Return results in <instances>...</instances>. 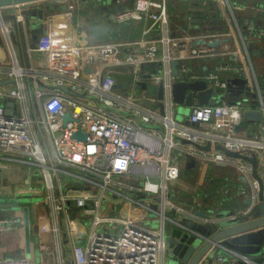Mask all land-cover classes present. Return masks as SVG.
Returning <instances> with one entry per match:
<instances>
[{"label":"built area","instance_id":"1","mask_svg":"<svg viewBox=\"0 0 264 264\" xmlns=\"http://www.w3.org/2000/svg\"><path fill=\"white\" fill-rule=\"evenodd\" d=\"M167 1L134 0L133 5L112 14L115 22L142 21V36L138 39L78 44L63 41L60 35L50 36V47L55 49V54L71 52L75 64L74 72L70 73L73 83L69 85L74 90L96 95L105 106L133 116L112 111L94 99L40 88L35 77L49 83L51 71L42 73L33 67H22L14 60L0 65V75L15 79L14 87L0 90V169L20 165L31 170L44 204L42 218L37 212L38 222L40 218L43 220L37 226L36 235L46 234L49 246L41 254L54 264H162L168 224L195 234L202 241H211L203 256L204 264H264V250L259 255H250L231 245L230 240L237 233L210 239L215 231L250 221L259 203L258 184L251 176L250 163L213 148L215 144H222L247 154L253 151L260 162L264 160V77L260 78L252 65L235 14V9L243 7L218 0L226 5L229 14L224 28L204 19L192 23V29L197 32H191V27L186 26L182 33L172 35ZM198 1L205 6L209 0ZM0 24L4 26L1 15ZM4 30L6 34L7 28ZM257 32L264 35V30ZM232 36L238 37L240 47L233 48L231 40L224 41ZM213 40H218V44L211 45ZM237 52L246 57L241 64L227 60L217 64L202 61L230 57ZM197 59L201 61L195 65ZM172 60L178 64L176 73L172 72ZM86 61L94 72L83 71ZM156 64L160 69H152ZM145 65L151 67L142 72ZM116 67H128L133 82L143 79L141 73H149L146 79L150 84L163 88L164 113L159 111L156 93L113 94L116 78L112 70ZM31 76L33 83H25ZM236 77L245 78L253 89L256 108L224 98L229 94L227 84ZM194 80H204L212 92L208 102L201 104L198 92L191 91L192 104L187 115L191 125L188 126L172 116L176 113L172 83ZM54 83L64 82L60 78ZM233 87L237 89L234 83ZM8 99L15 104L13 115L5 113ZM135 99H144L146 106L143 107L142 101L136 108L132 107ZM248 108L260 110L261 119L244 122L243 111ZM65 112L72 119L64 123ZM145 123L160 124L163 129L147 127ZM243 123L256 126L253 134L250 133L253 126L244 127ZM237 125H240L239 131L235 129ZM79 127L86 133L85 140L72 137ZM173 134L200 144L210 141L212 148L201 150L182 144ZM181 155L194 156L202 163L226 164L247 176L248 185L240 187L235 194L231 185L223 186L226 196L237 198L236 207H231L221 218H215V213L222 208V200L218 203L220 206L206 209L213 212L202 221L216 226L209 235L183 223L184 217L195 219L197 216L186 204L172 198L170 185L179 177ZM27 189L31 190L29 186ZM248 194L251 202L245 204ZM112 199L122 201L116 206V213H100V208ZM20 221L22 215L0 217V229L11 228ZM212 248L215 251L208 256ZM0 264L33 263L9 259Z\"/></svg>","mask_w":264,"mask_h":264},{"label":"crops","instance_id":"2","mask_svg":"<svg viewBox=\"0 0 264 264\" xmlns=\"http://www.w3.org/2000/svg\"><path fill=\"white\" fill-rule=\"evenodd\" d=\"M127 1L128 0H118V2L115 4H107L106 2L102 1V3H104L103 6L105 8L99 9L97 6V0H87V3H84V0H58L56 5L44 8V13L46 15L45 21L50 24V30L48 34H50V36L55 34L60 35L61 40L78 44H97L102 42H109L112 40L129 41L133 39H138L142 36V21L129 20L124 22H115L112 20V14L116 10L120 9L122 6H125L123 5V3ZM228 1L230 3L232 2V4L240 5L241 7H243L239 10L242 13V17L247 19L245 23H241V19H239L240 16H238L236 12L238 9H235V14L240 27L248 31L251 35L250 40H252L253 42L251 41L252 45L251 47H248V52L252 61V65L254 67L252 57H255L257 61H260V53H262L264 50V35L259 34L257 32L260 29L264 30V0ZM40 2H42V0L36 3ZM36 3L28 2L29 5ZM65 4L66 7H68V10L60 11L57 8L63 7ZM70 4H73L72 8L69 7ZM22 5L23 4L21 3H17L14 5V7L16 8V19L14 21L12 19H7V22L3 21L4 26L0 24V65L8 64L12 62V60H14L22 67H33L42 73L51 71L49 83H54L60 78H62V81L64 83H73V78L70 73L74 72L75 62L71 60L72 58L70 51H62L60 53L54 54L53 57H50L46 60V55L29 49V44H27V46L22 45L23 33L20 30V27H23L22 24L28 21L26 16L21 14ZM167 9L169 15V27L171 26V33H177V27L179 28L181 25L182 26L180 28L185 29L186 26L194 25L192 24L193 22L197 24L204 21V19L209 20L211 22H215L214 25H216L217 27L224 28L227 25V21L229 20V14L226 5L224 6L218 0H209L207 2V5L205 6H202L198 0H168ZM198 10L205 11V18H201L200 16L196 15L198 14ZM74 15L76 16L75 21H73L72 19ZM4 27L7 28L6 34L3 33L5 31ZM230 40L231 42L229 43L231 44V46L233 48L237 47V42L239 43L238 37L234 38V36H232L231 39H229L228 41ZM245 58L246 57L242 53L237 52L235 53V55H232L230 57H225L221 59H202V61L210 64H215L214 62L217 60H227L241 64L245 61ZM47 61H55V63L51 66L52 68L47 67L48 65L44 68L42 67L43 64H45V62ZM200 61L201 59H197L195 61V65H197ZM91 66L94 65L92 64ZM154 67L157 70L160 69L159 65L157 64L152 65V69ZM127 69L128 67L113 68L112 74L116 78V84L113 89V94L135 93L134 95L136 96H139L142 93L143 95L147 94L146 89L148 88V84H150L149 80L146 82L147 86L142 87L139 83L140 81H132ZM142 69V72H145L150 68H147L145 65ZM122 70H125V72H123ZM60 71H63V73L60 74ZM256 73L259 76L257 71ZM7 79L9 78L4 75H0V81ZM25 83L32 84L33 81L29 77L28 81ZM236 85L237 89L233 87V90L231 89V91H227V93L229 94H225L224 98L228 100L229 98L232 100L235 99L243 102L245 106L247 105V107L256 108L257 101L253 89L249 88L246 83L244 84L243 89H239L238 84ZM14 86V82L1 83L0 90ZM136 87H138L140 91L134 92V89ZM1 100L2 99L0 97V102ZM142 101L143 107H145L146 103L144 99H135L134 103H132V107L136 108ZM186 107L188 108V111L184 115L183 121H177L173 115L174 113H172V116L178 123L189 126L191 125V123H189V121L187 120L189 107ZM130 110H132V108ZM119 114H122L124 116H133L132 113H127L124 111L119 112ZM134 122L139 123L135 119ZM179 158L182 161L179 162V177L170 185V187L172 188L173 193L175 195V200L179 203L186 204V206H188V208H190L192 211L194 209H201L206 211V209L210 207H214L216 205L220 206V204L218 203L221 200L224 204L227 205L228 209H230L231 205L234 204L237 198L234 199L233 197H231L234 199L233 202L231 199L228 200L229 197H227L226 194L223 192V186L231 185L230 188L232 187L234 189L233 194H235L237 193L240 187H244L246 185L241 180V177H245L246 182H248L247 176L240 173L232 166L222 163H206L205 167H202V165L204 164L194 156L187 157V155H181V157ZM191 158H193L194 160L191 165L187 166L186 163L190 162ZM262 164H264V160L263 162H260V165ZM207 166H211L212 172L215 171L214 173H212L213 177L211 178H208L209 175L204 169ZM218 169L221 170V174H224L226 176L220 177L217 173V171H219ZM27 172L30 174L31 170L27 167L20 165H12L7 169H0V217H9L8 215H11V213H8V211H11L12 206L14 205L12 202H10L11 198H13V193L15 191H17L18 193H21L23 191H19L17 187L22 186V189H24L26 184L29 181L31 182L32 177L30 175V178L27 179ZM175 185H178V187L181 189V198L177 196L178 190L176 189V187H174ZM29 202L30 204L28 207V243L25 233L26 220L22 212V221H20L16 226H12L11 228L0 229V261L2 262L9 259H26L29 262H32V245L30 237L32 234L36 235L37 233L36 223L38 222V218L35 222L31 208L32 202ZM234 205L235 206L233 207H236V203ZM195 219L199 220V217H195ZM42 256L44 257L43 262L32 263L54 264L50 260V258L45 256L44 254H42Z\"/></svg>","mask_w":264,"mask_h":264},{"label":"water","instance_id":"3","mask_svg":"<svg viewBox=\"0 0 264 264\" xmlns=\"http://www.w3.org/2000/svg\"><path fill=\"white\" fill-rule=\"evenodd\" d=\"M41 0H0V15L3 18L4 22L6 20H15L16 19V8L14 7L15 4L21 3L22 5V15H25L28 21L24 22L20 27V30L23 33V41L22 45L27 46L30 45L29 49L33 51L43 53L46 55V60L50 57H53L55 54V49L50 47L51 39L50 34H48L50 30V24L45 21V13L44 8L49 6L56 5L58 0H42L40 3H36ZM103 2H108V0H102ZM28 2H34L36 4L29 5ZM134 0H128V5H133ZM60 11L68 10L66 4L63 7H57ZM71 10V9H70ZM73 10V9H72ZM3 14V15H2ZM73 21H75L76 16L72 17ZM21 22V21H20ZM171 27V26H170ZM173 27V26H172ZM174 35V33H171ZM228 38H225L224 41H228ZM211 45H217L218 40H213ZM237 47H239V43L237 42ZM55 61L45 62L43 64V68L45 66L51 67ZM172 71L176 72V60H172ZM83 71L85 73H92L95 71L93 67H90V62L86 61L83 65ZM141 80L139 83L142 87L147 86V79L150 76L149 73H141L140 74ZM33 78L32 76L30 77ZM14 78H9L7 80L0 81L1 83L6 82H14ZM36 82L39 84V87H48L51 89H58L62 90L66 93L75 95V96H82L90 99L96 100L100 105L115 111L117 113L121 112L120 109L114 107L105 106L104 103L97 97L96 95L88 94L86 91L78 92L74 90L69 84L66 83H45L39 77H35ZM233 83L238 84L239 89H243L244 84L246 83V79L243 77H236L232 78L231 81L227 84V91H231L233 88ZM197 91L198 96L200 99V103H207L209 97L211 95V88L206 87V82L204 80H194V81H175L172 83V97L175 103L184 104L189 106L192 104V92ZM241 92V91H239ZM156 95L159 101L157 105L159 107L160 113H164V105L161 101L163 99V88L159 85L156 89ZM15 112V104L14 101L8 99L5 102V113L6 115H13ZM63 122H67L71 120V115L69 112H65L62 115ZM261 119V113L258 109H244L243 111V121H251ZM144 125L148 127H155L163 129V126L160 124H152V123H145ZM237 131L240 130V125L235 127ZM72 137L75 139L85 140L86 133L80 127L72 133ZM174 139L179 141L182 144L186 145H194L196 148L201 150H210L212 145L210 141H207L205 144H200L197 142H192L187 138L178 136L173 134ZM215 149L221 150L225 155L233 157V158H241L245 161H248L251 166V176L253 179L257 181L258 184V191L257 197L259 199V203L252 214V219L250 221L238 224V225H230L227 228L215 231L210 237V239L217 240L218 238L226 235V234H234L237 233L238 235L231 238L230 243L231 245L238 249L241 252L248 253L250 255H258L263 250V242H264V164L260 165V161L256 154L251 151L250 154L243 153L238 150H231L225 147L222 144H215L213 146ZM193 158H191L190 162H187L186 165L189 166L193 162ZM182 162V161H181ZM243 183L248 185L246 182V178L241 177ZM251 202L250 194L244 199L245 204H249ZM32 214L34 216V221L37 220V203L36 201L32 202L31 205ZM26 209V214H24L25 218V233L27 243L29 240V229H28V211L27 207L24 206ZM228 208L226 204L222 205L217 213H215V218H221L223 215H226L228 212ZM213 211H205L201 209H194L193 213L199 217L198 219H191L188 217H184L182 219L183 223L187 224L191 228L201 232L203 234L209 235L213 230H215L216 226L213 223H207L206 221H202V218L209 217V215ZM36 227V226H35ZM259 227V228H258ZM181 229V228H180ZM211 245L210 240H203L202 238L195 235L190 234L188 231L181 229L180 233L177 234H169L166 236V251L163 256L162 264H204V254L207 252L208 248ZM215 249L212 248L208 251V256H211L214 253Z\"/></svg>","mask_w":264,"mask_h":264},{"label":"rangeland","instance_id":"4","mask_svg":"<svg viewBox=\"0 0 264 264\" xmlns=\"http://www.w3.org/2000/svg\"><path fill=\"white\" fill-rule=\"evenodd\" d=\"M97 1H98L97 6L99 9L105 8L103 6L104 3H102V0H97ZM117 2H118V0H108L107 4L108 3H112V4L114 3L115 4ZM84 3H87V0H84ZM236 12H237V15L240 16L239 19H241V23H245V21L247 19L242 17L241 11L237 10ZM197 13L198 14H196V15L200 16L201 18H205V16H204L205 11L198 10ZM180 27L179 28L177 27V30H178L177 33L183 32L182 28H180ZM190 27H191V29H190L191 32H193V33L197 32L196 29H194V28L192 29V26H190ZM242 34H243V37H244L248 47H251V45H252L251 43L253 41L250 40L251 35L249 34V32L242 28ZM252 59H253V64H254L255 70L258 72L259 77L260 78L264 77V50L262 53H260V57H259L260 61H257L255 57H252ZM218 62L219 61H215L214 63L217 64ZM122 71L125 72V70H122ZM247 90H249V89H247ZM137 91H140L138 87H136L134 89V92H137ZM146 92L149 95H154L156 93V87L153 86L152 84H148V88L146 89ZM250 94H252V93H250ZM173 110H174V112H176L175 113V119L180 122V121L184 120V115L187 113L188 108L184 104L175 103L173 105ZM243 126L244 127L248 126L249 128H252L253 125L251 123L249 125H248V123H243ZM255 128H256V126H253V128L250 130L251 134H253V132L255 131ZM203 164L204 165L201 164L202 167H205L206 163L203 162ZM204 169L206 170V173L209 175L208 178L213 177L212 173H214L215 171L212 172L211 166H207ZM217 173L220 177L226 176L224 174H221V170L217 171ZM26 175H27V179H29L31 173L29 174L27 172ZM32 179H33L32 182L26 184L25 189H22L23 188L22 186L17 187L18 190H23L21 193H18L17 191H15L13 193V198H11L10 202H12L14 205L12 206V210L8 211V213H11V215L14 214L17 216H21L22 212H23V215L26 214V212H25L26 209H24V206L27 207V211H28V207L30 204L29 201H31V202L37 201L38 202L39 215L41 218L43 217V210H44L43 195L40 193L39 186L35 185V178H32ZM151 179L155 180L153 178H151ZM206 183H207V181H206ZM27 186H29V189H31V190L28 191ZM174 187H176V189L178 190L177 196L181 198V196H182L181 189L178 187V185H175ZM186 188H188V187H186ZM227 197H229V196H227ZM172 198H175V195H172ZM230 199L232 200V202L234 201L233 198L229 197L228 200H230ZM121 202L122 201H118L116 199L110 200V203H105V206L100 208V213H103V214L107 213L109 215L115 214L116 213L115 212L116 206L118 204H120ZM235 203H237V201H235L234 204ZM234 204L231 205V207L235 206ZM11 215H8V216H11ZM41 218L39 219V222L36 223L37 226L39 224H41V222H42L41 220H43ZM166 230H167L168 235L169 234H177V233H180V231H181V229L179 227L174 226V225H170V224L167 225ZM30 239H31V245H32L31 246V255H32L31 260H32V262L33 263L43 262L44 257H42L41 250H47L48 246H49V242H48L46 234L42 233V232L38 233L37 235L32 234Z\"/></svg>","mask_w":264,"mask_h":264},{"label":"trees","instance_id":"5","mask_svg":"<svg viewBox=\"0 0 264 264\" xmlns=\"http://www.w3.org/2000/svg\"><path fill=\"white\" fill-rule=\"evenodd\" d=\"M123 5H125V6H129V5H128V1H127V2H125V3H123ZM125 6H122L121 8H123V7H125ZM121 8H120V9H121ZM118 10H119V9H118ZM116 11H117V10H116ZM146 67H147V68H150V67H151V65H147Z\"/></svg>","mask_w":264,"mask_h":264}]
</instances>
